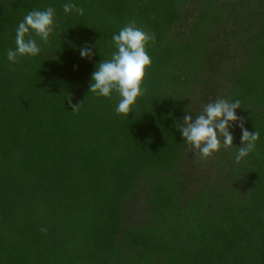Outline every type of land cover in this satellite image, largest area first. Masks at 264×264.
<instances>
[{"label":"trees","instance_id":"1","mask_svg":"<svg viewBox=\"0 0 264 264\" xmlns=\"http://www.w3.org/2000/svg\"><path fill=\"white\" fill-rule=\"evenodd\" d=\"M49 6L48 43L11 64ZM132 21L155 43L126 117L89 86ZM217 98L260 133L239 163L235 123L203 161L179 131ZM0 264H264V0H0Z\"/></svg>","mask_w":264,"mask_h":264},{"label":"clouds","instance_id":"2","mask_svg":"<svg viewBox=\"0 0 264 264\" xmlns=\"http://www.w3.org/2000/svg\"><path fill=\"white\" fill-rule=\"evenodd\" d=\"M65 14L75 12L84 14V8L74 3L63 5ZM55 9L51 6L44 10L27 11L23 20L15 30V49L7 50V59L11 64L19 63V57L36 56L41 52V47L32 33L44 44L49 41L54 30ZM27 37V38H26ZM112 41L117 51L113 52L111 59L101 61L96 70L91 74L89 92L97 96L111 98L113 92L118 93L120 99L115 109L117 114L126 117L131 112L137 98L144 94L146 88L142 87L145 71L151 66V57L146 51V46L155 43V35L138 28L135 21L122 27L118 34L112 36ZM81 58L91 60L92 48L84 46L80 49ZM68 105L72 112H78L80 104H73L68 98ZM240 108L237 99L231 102L227 99L217 98L213 102L202 106V111L193 116L185 112L179 131L184 141L201 158H208L218 152L221 147H233L234 136L230 129L235 123L241 130V146L235 161L239 163L244 157L254 152L256 142L259 140V131H248L245 128L244 117L238 116L236 110ZM46 232L47 229H41Z\"/></svg>","mask_w":264,"mask_h":264},{"label":"rangeland","instance_id":"3","mask_svg":"<svg viewBox=\"0 0 264 264\" xmlns=\"http://www.w3.org/2000/svg\"><path fill=\"white\" fill-rule=\"evenodd\" d=\"M198 161H203V159L201 158V156H200V159Z\"/></svg>","mask_w":264,"mask_h":264}]
</instances>
